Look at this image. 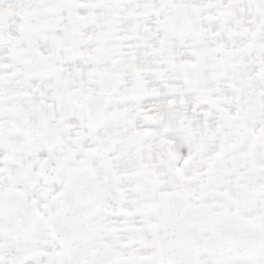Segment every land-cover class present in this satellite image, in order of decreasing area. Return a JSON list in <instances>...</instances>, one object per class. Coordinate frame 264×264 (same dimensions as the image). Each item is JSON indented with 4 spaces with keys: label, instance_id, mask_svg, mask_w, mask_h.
Listing matches in <instances>:
<instances>
[{
    "label": "snow or ice",
    "instance_id": "1",
    "mask_svg": "<svg viewBox=\"0 0 264 264\" xmlns=\"http://www.w3.org/2000/svg\"><path fill=\"white\" fill-rule=\"evenodd\" d=\"M0 264H264V0H0Z\"/></svg>",
    "mask_w": 264,
    "mask_h": 264
}]
</instances>
